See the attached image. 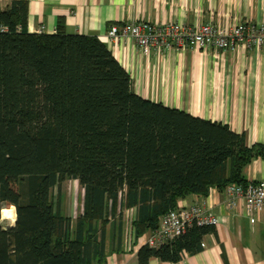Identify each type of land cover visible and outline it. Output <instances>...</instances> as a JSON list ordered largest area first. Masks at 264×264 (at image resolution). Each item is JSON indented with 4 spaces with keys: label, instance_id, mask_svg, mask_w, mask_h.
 <instances>
[{
    "label": "trees",
    "instance_id": "trees-1",
    "mask_svg": "<svg viewBox=\"0 0 264 264\" xmlns=\"http://www.w3.org/2000/svg\"><path fill=\"white\" fill-rule=\"evenodd\" d=\"M257 156L264 146H247L229 125L141 97L97 36L62 24L32 32L27 0L0 9V264H107L122 250L128 211L137 239L181 199L246 184ZM71 180L83 191L75 216L62 210ZM8 203L14 224L2 222ZM213 232L194 224L157 247L145 244L138 263L195 255Z\"/></svg>",
    "mask_w": 264,
    "mask_h": 264
},
{
    "label": "crops",
    "instance_id": "crops-1",
    "mask_svg": "<svg viewBox=\"0 0 264 264\" xmlns=\"http://www.w3.org/2000/svg\"><path fill=\"white\" fill-rule=\"evenodd\" d=\"M11 1L0 0V9ZM27 1L32 32H53L62 24L67 32L97 36L129 72L141 97L229 125L245 135L247 146H264V49L240 45L212 53L195 48L144 52L132 38L116 41L108 34L111 25L128 21L186 25L210 22L222 27L260 22L264 21V0ZM244 174L248 182L264 184V157L257 156ZM82 195L83 191L81 199ZM192 204L220 217L216 232L205 235L204 249L178 262L153 256L148 264H264V208L252 223L245 201L241 199L230 207L225 191L216 186L207 195L181 199L177 208ZM133 215V210L127 212L122 250L111 252L107 264H139L138 250L152 231L135 239L130 225ZM114 241L119 246L120 239L115 236Z\"/></svg>",
    "mask_w": 264,
    "mask_h": 264
},
{
    "label": "built area",
    "instance_id": "built-area-1",
    "mask_svg": "<svg viewBox=\"0 0 264 264\" xmlns=\"http://www.w3.org/2000/svg\"><path fill=\"white\" fill-rule=\"evenodd\" d=\"M1 29L6 28L1 27ZM43 30L45 29L38 32ZM108 34L116 41L132 38L144 52L151 49L195 48L212 53L232 50L240 45L264 49V21L239 22L230 27H222L210 22L186 25L174 21L169 23L128 21L123 25H111ZM224 191L230 207H235L241 199L245 201L247 213L254 223L256 214L264 208V184L255 181L246 184L230 183ZM194 224L216 228L220 224V217L198 204L185 208H172L162 214L158 228L151 232L146 244L157 247L180 236Z\"/></svg>",
    "mask_w": 264,
    "mask_h": 264
},
{
    "label": "rangeland",
    "instance_id": "rangeland-1",
    "mask_svg": "<svg viewBox=\"0 0 264 264\" xmlns=\"http://www.w3.org/2000/svg\"><path fill=\"white\" fill-rule=\"evenodd\" d=\"M2 147H5L4 144H2ZM49 158L47 157L44 162V170L45 172H48L49 169ZM9 182L13 189L16 191L18 190V179L16 176H12L9 178ZM81 194L82 189L79 186L77 181L71 180V181H65L64 186L62 185V210L64 208L66 214H71L72 216H75L78 214V211L80 210L81 206ZM55 195L58 196V191H55ZM64 195V197H63ZM68 210V211H66ZM16 215L13 219L7 218L3 216L2 214V222L7 221L9 224H14Z\"/></svg>",
    "mask_w": 264,
    "mask_h": 264
},
{
    "label": "bare ground",
    "instance_id": "bare-ground-1",
    "mask_svg": "<svg viewBox=\"0 0 264 264\" xmlns=\"http://www.w3.org/2000/svg\"><path fill=\"white\" fill-rule=\"evenodd\" d=\"M3 216L13 219L16 215V207L12 203H8L3 209H2Z\"/></svg>",
    "mask_w": 264,
    "mask_h": 264
}]
</instances>
